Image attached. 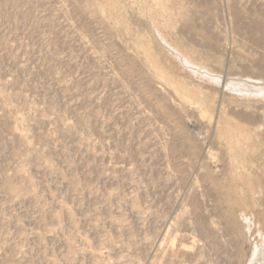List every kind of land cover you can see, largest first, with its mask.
<instances>
[{"label": "rangeland", "instance_id": "rangeland-1", "mask_svg": "<svg viewBox=\"0 0 264 264\" xmlns=\"http://www.w3.org/2000/svg\"><path fill=\"white\" fill-rule=\"evenodd\" d=\"M0 264H264V0H0Z\"/></svg>", "mask_w": 264, "mask_h": 264}]
</instances>
